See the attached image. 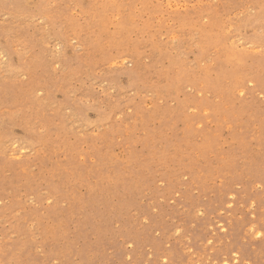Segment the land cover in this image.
<instances>
[{"label":"rangeland","instance_id":"1","mask_svg":"<svg viewBox=\"0 0 264 264\" xmlns=\"http://www.w3.org/2000/svg\"><path fill=\"white\" fill-rule=\"evenodd\" d=\"M0 264H264V0H0Z\"/></svg>","mask_w":264,"mask_h":264}]
</instances>
